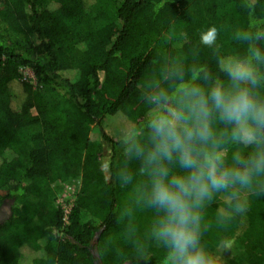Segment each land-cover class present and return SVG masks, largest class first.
Returning a JSON list of instances; mask_svg holds the SVG:
<instances>
[{
    "label": "trees",
    "instance_id": "trees-1",
    "mask_svg": "<svg viewBox=\"0 0 264 264\" xmlns=\"http://www.w3.org/2000/svg\"><path fill=\"white\" fill-rule=\"evenodd\" d=\"M209 26L218 30L211 48L199 40ZM238 31L259 36L253 43L264 55V0H0V207L10 208L0 264H165L152 234L160 212L142 198L148 178L125 141L149 144L148 96L157 86L176 106L174 67L188 79L193 66H206L209 78L196 81L204 88L229 83L218 60L250 56ZM252 63L264 76V61ZM255 91L264 97V80ZM254 147L224 145L229 161ZM72 180L80 186L63 220L55 197ZM248 199L225 228L223 194L202 210L201 244L217 264H264V197ZM242 224L234 237L241 257L219 255L220 240Z\"/></svg>",
    "mask_w": 264,
    "mask_h": 264
},
{
    "label": "clouds",
    "instance_id": "clouds-1",
    "mask_svg": "<svg viewBox=\"0 0 264 264\" xmlns=\"http://www.w3.org/2000/svg\"><path fill=\"white\" fill-rule=\"evenodd\" d=\"M217 35V28L209 26L200 32V43L211 48ZM236 38L249 42L250 56L218 60L229 83L214 79L204 88L196 81L201 73L209 78L206 66H193L188 79L174 67L169 76L177 81L176 106H168L173 96L157 86L148 96L155 105L148 114L149 144L125 141L128 155L142 162L139 173L148 178L142 198L160 212L152 234L167 250L165 264H217L216 254L200 240L202 210L215 194L225 196L229 209L219 214L224 228L246 213L249 194L264 197V97L255 91L264 76L252 63L264 61V55L253 43L259 36L238 31ZM214 120L230 127L217 132ZM229 142L255 147L247 156L234 152L229 161L224 148ZM121 177L131 180L128 172Z\"/></svg>",
    "mask_w": 264,
    "mask_h": 264
},
{
    "label": "built area",
    "instance_id": "built-area-1",
    "mask_svg": "<svg viewBox=\"0 0 264 264\" xmlns=\"http://www.w3.org/2000/svg\"><path fill=\"white\" fill-rule=\"evenodd\" d=\"M22 78L35 83L33 72L29 68H20ZM80 180H72L71 182H63L60 191L56 194L55 204L62 210L63 220H67L70 215L72 203L75 198Z\"/></svg>",
    "mask_w": 264,
    "mask_h": 264
},
{
    "label": "rangeland",
    "instance_id": "rangeland-1",
    "mask_svg": "<svg viewBox=\"0 0 264 264\" xmlns=\"http://www.w3.org/2000/svg\"><path fill=\"white\" fill-rule=\"evenodd\" d=\"M132 127H133V123L128 122L122 128V131L128 132L129 130H131ZM4 205L6 207V206H8V203L7 204L5 203ZM5 209L7 210V214H8L9 208H5ZM242 228H243V224L236 227L233 230H230L228 234H225L223 236L222 240H220V242L217 245V250H218L219 255L224 256V255L228 254V255H237V256H239V258L241 257L242 251H241L239 245L236 243L237 239L234 240V237L237 238V236L241 233ZM124 264H128V263H124Z\"/></svg>",
    "mask_w": 264,
    "mask_h": 264
},
{
    "label": "flooded vegetation",
    "instance_id": "flooded-vegetation-1",
    "mask_svg": "<svg viewBox=\"0 0 264 264\" xmlns=\"http://www.w3.org/2000/svg\"><path fill=\"white\" fill-rule=\"evenodd\" d=\"M5 203H3L0 207V222H2L4 219H6L9 215L10 212V208L8 206L5 207L4 205ZM5 208H9L8 214H7V210ZM7 214V215H6ZM5 216V217H4ZM4 217V218H3Z\"/></svg>",
    "mask_w": 264,
    "mask_h": 264
},
{
    "label": "water",
    "instance_id": "water-1",
    "mask_svg": "<svg viewBox=\"0 0 264 264\" xmlns=\"http://www.w3.org/2000/svg\"><path fill=\"white\" fill-rule=\"evenodd\" d=\"M98 232H99V231H97V232L94 233L93 238H92V240L90 241L91 245H93V244L96 242V239H97V236H98Z\"/></svg>",
    "mask_w": 264,
    "mask_h": 264
}]
</instances>
